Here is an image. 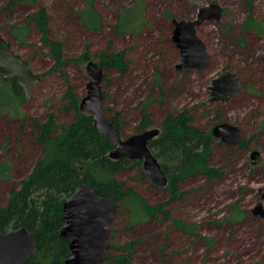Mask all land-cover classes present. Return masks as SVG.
<instances>
[{"label":"rangeland","instance_id":"rangeland-1","mask_svg":"<svg viewBox=\"0 0 264 264\" xmlns=\"http://www.w3.org/2000/svg\"><path fill=\"white\" fill-rule=\"evenodd\" d=\"M212 3L222 8L219 17L196 27L209 63L204 69H177L173 19L192 20L200 8ZM251 3L252 9L246 0H35L33 5L14 6L0 0V35L40 75L31 96L22 95L18 104L12 88L1 86L0 76L1 105L13 98L12 109L0 108V164L8 165L6 176L0 178V207L40 159L36 121L45 120L48 111L57 112L58 120L68 118L58 112L66 88L61 74L52 69L48 48L27 21L32 11L42 7L49 18L50 38L62 43L68 61L63 70L80 100L89 81L84 52L96 62L101 53H124L125 70H104L101 82L105 114L120 117L122 139L140 133L136 128L147 98L152 120L147 129H161L169 114L187 110L193 124L204 130L222 122L240 130V147L214 141L210 164L222 168V177L206 183L196 181L199 177L188 178L179 187L185 195L167 203L169 218L154 215L133 222L119 202L108 226L112 247L105 255L117 254L121 252L117 246L132 242L130 264H264V222L252 212L264 185V33L246 25L250 17L264 22V0ZM86 8L99 15L98 28L83 22ZM120 16L125 31L115 28ZM224 68L239 77L242 89L226 101L211 102L208 87ZM253 150L260 152L256 164L251 163ZM142 170V161L131 163L116 178L151 205L167 202L166 186L154 185ZM235 211L240 214L234 215ZM172 218L194 225L192 232L173 225ZM103 264L114 263L107 258Z\"/></svg>","mask_w":264,"mask_h":264},{"label":"trees","instance_id":"trees-1","mask_svg":"<svg viewBox=\"0 0 264 264\" xmlns=\"http://www.w3.org/2000/svg\"><path fill=\"white\" fill-rule=\"evenodd\" d=\"M246 1L252 9L251 0ZM19 3L33 5L35 0H8V4L12 6ZM121 16L115 28L125 31L127 28L122 27ZM81 18L91 28L101 25L99 15L92 8H86ZM27 21L35 26L40 34V42L48 48V54L54 61L52 69L61 74L66 88L58 112L65 113L68 118L58 120L57 112L48 111L45 120L36 121V140L42 149L40 159L20 185L9 191L5 204L0 207V232L24 226L36 235V250L24 264H65L70 250L69 239L60 235L64 217L63 202L82 184L95 188L99 195L115 201L117 210L119 202H122L129 211L130 220L137 222L154 215L169 218L167 203L185 195L179 187L188 178L199 177L196 181L206 183L222 177V168L210 164L214 141L217 139L212 136L211 130L194 125L192 116L187 110H183L165 117L160 124V133L149 141V148L168 176L166 188L169 190V200L151 205L134 188L118 180L116 174L119 171L126 169L131 163H141V160L132 161L126 157L112 159L108 156L114 143L95 129L90 115L79 110L80 97L73 92L68 75L63 70L68 61L63 58L62 43L49 36L47 12L42 7L37 8L27 16ZM246 25L264 33V22L250 17ZM82 59L93 60L87 51ZM97 63L103 71L114 68L123 72L128 65L122 51L101 53ZM159 78L160 75L157 74V80ZM1 86L12 88L17 104L23 98L22 89L14 80L9 83L2 81ZM103 100L102 93V102ZM149 100L147 98L142 103L141 122L136 128L138 132L147 130L152 124L147 113ZM10 101L6 106H2L3 102L0 101V108L13 107V98ZM108 118L121 133L120 117L116 114ZM240 145L241 143L238 147ZM224 156L229 157L227 154ZM7 171V163L0 164V178L5 177ZM141 172L145 175L143 170ZM233 214L239 215L240 212L235 211ZM172 223L189 232L194 227L176 218H172ZM111 247L110 244L109 249ZM116 248L121 252L112 256L104 255V261L110 258L114 264H130L132 242Z\"/></svg>","mask_w":264,"mask_h":264},{"label":"water","instance_id":"water-1","mask_svg":"<svg viewBox=\"0 0 264 264\" xmlns=\"http://www.w3.org/2000/svg\"><path fill=\"white\" fill-rule=\"evenodd\" d=\"M222 8L212 3L200 8L192 20L173 19L172 41L179 52L177 69H204L209 63V54L205 44L197 35L196 27L207 19L218 18ZM89 81L86 94L79 102V110L90 115L95 129L114 143L109 157L129 160H141L143 171L154 185L165 187L168 176L163 171L157 157L149 148V141L160 133L158 127L144 130L127 139H122L120 132L106 116L101 82L103 69L94 60L86 63ZM0 76L9 83L14 80L22 89L24 98H29L40 75L29 69L28 63L16 54L8 41L0 35ZM242 89L239 77L229 69H221L211 80L208 90L210 101H226ZM211 134L222 143L238 146L241 143L240 130L237 126L222 122L214 125ZM260 161L259 150L251 152V163ZM264 185L258 189V198L252 210L253 214L264 222ZM63 223L61 237L69 239V255L65 264H103L104 255L111 244L109 224L117 213V203L98 194L89 185H80L63 202ZM36 250V235L24 226L0 232V264H24Z\"/></svg>","mask_w":264,"mask_h":264},{"label":"flooded vegetation","instance_id":"flooded-vegetation-1","mask_svg":"<svg viewBox=\"0 0 264 264\" xmlns=\"http://www.w3.org/2000/svg\"><path fill=\"white\" fill-rule=\"evenodd\" d=\"M224 144H226V143H224ZM227 145H229V144H227ZM250 158H251V154H250Z\"/></svg>","mask_w":264,"mask_h":264}]
</instances>
